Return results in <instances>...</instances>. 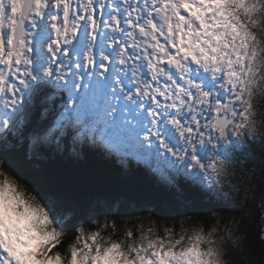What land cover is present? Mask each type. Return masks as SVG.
Listing matches in <instances>:
<instances>
[{"label": "snow or ice", "instance_id": "6c2138e0", "mask_svg": "<svg viewBox=\"0 0 264 264\" xmlns=\"http://www.w3.org/2000/svg\"><path fill=\"white\" fill-rule=\"evenodd\" d=\"M257 97L264 0H0L5 157L21 140L34 156L69 160L130 147L185 202L223 203L235 196L227 162L246 156L259 132ZM6 164L0 264H227L232 231L215 227L160 235L141 225L116 240L102 235L105 219L93 231L77 227L66 253L54 251L64 218L44 187L28 193Z\"/></svg>", "mask_w": 264, "mask_h": 264}, {"label": "trees", "instance_id": "16d2710c", "mask_svg": "<svg viewBox=\"0 0 264 264\" xmlns=\"http://www.w3.org/2000/svg\"><path fill=\"white\" fill-rule=\"evenodd\" d=\"M249 143L251 145L250 150L255 157L256 169L258 170L257 180H255L256 175H254L253 180L255 181L251 180L252 184L250 185L253 188L254 183L256 188V191L254 190L255 197L252 200L244 201L243 215L239 224L240 239L234 247L231 244L227 245L228 249L225 255L227 264H263L264 262V251L259 237V228L261 226L264 227V222L258 212L259 206L264 203V200H262V194H264V149L252 140H249ZM8 151V156L0 155V160L6 159L8 161L11 167H8L7 164L5 167L11 171L13 176L26 178V180L20 179L19 181L23 183L24 189L28 193L33 192V184L44 187L50 194L53 193L41 182L39 173L50 160H58L73 164H86L108 176L115 175L120 178L133 179L152 189L172 194L175 199L181 202L176 208L171 206L158 208L151 204L136 205L141 210L139 212L132 211L131 203L127 201L122 203L117 211H113V208L110 207V214L107 218L102 216L99 218L103 222L107 219L110 225L102 231L103 235H112V238L116 240L122 239L126 230H132L134 235L138 236L141 230L140 226L145 222L147 223V221L158 226L160 234H164L163 228H174L175 233L179 235L182 232L180 227L181 220L185 218L196 220L205 230H208L213 228L217 215H221L225 219L235 215L234 210L227 202L216 201L209 203L206 198L200 202L207 203L209 207L195 209L190 201L185 202L178 196L173 186L161 178L159 171L155 169L156 165L154 162L150 164L145 160L141 161L139 155L121 154L120 152L109 151L101 147L96 155L87 158L81 157L76 160H69L48 152H42L34 156L23 140L19 141L14 148L10 147ZM26 181H30V183ZM56 197L55 212L64 218L66 227L62 243L54 251L59 250L62 253H66L68 245L74 241L77 235V227L83 226L86 231H91L100 228L102 224L91 220L94 199L79 197L75 201L69 202L58 195ZM240 199L242 201L243 193L240 194ZM106 200L111 204H115L118 201L112 198H107ZM147 208H152V210ZM210 208H213L214 212H210ZM140 212H142V215L138 214ZM85 221L87 223H84ZM113 221H115V231L111 227Z\"/></svg>", "mask_w": 264, "mask_h": 264}, {"label": "water", "instance_id": "95a60500", "mask_svg": "<svg viewBox=\"0 0 264 264\" xmlns=\"http://www.w3.org/2000/svg\"><path fill=\"white\" fill-rule=\"evenodd\" d=\"M41 182L56 195L66 201H75L79 197L95 199L98 197L125 199L136 204H151L158 208L178 207L181 202L172 194L155 190L129 178L108 176L86 164H73L64 161L50 160L39 173ZM195 209H205L209 205L199 202ZM261 216V211H258ZM260 227V223H259ZM259 237L264 251V242ZM264 264V262H263Z\"/></svg>", "mask_w": 264, "mask_h": 264}, {"label": "rangeland", "instance_id": "374dc122", "mask_svg": "<svg viewBox=\"0 0 264 264\" xmlns=\"http://www.w3.org/2000/svg\"><path fill=\"white\" fill-rule=\"evenodd\" d=\"M255 111H256V115H255L254 119L257 122V127L259 129V132H258L254 142H256L262 149H264V144L261 143V140H264V97H257V99L255 101ZM249 140H252L251 137L249 138ZM131 152H133V149H131L130 147L123 148L120 151L121 154H124V153L127 154V153H131ZM140 160L143 161L144 159L141 158ZM153 162L156 165L155 169L158 170L156 162L155 161H153ZM255 164H256L255 157L252 154L250 148H249L246 156H237L234 160L227 162L229 173L225 175L224 182H225L226 187H230V188L234 189L235 196L229 198L225 202H227L232 207V210H234L235 215L231 216L228 219L227 218L225 219L221 215H217L215 218L214 226H213V227L220 230L221 235H223V231L225 229H230L232 231L231 237H227L226 242L223 245V247L225 249V255L227 254V249H228L227 245L228 244H231V246L234 247L239 242V239H240L239 224L241 221V216L243 215V209L242 208L244 207L243 206L244 201L252 200V198L255 197L254 190L256 191V188L254 187V183H253V188H251V186H250L252 184L251 180L254 179V175H256L255 180H257L258 170L256 169ZM3 170L9 176H13L11 171L9 169H7L6 167H4ZM158 171L161 175V178L165 179L164 176L162 175V172L160 170H158ZM255 180H253V181H255ZM19 184H20V187L22 189H24L23 183L19 181ZM241 193H243L242 201H240L241 200L240 199ZM50 195L54 201V210H55V206L57 204V197H56L55 193H51ZM106 199L107 198H103V197L95 198L94 199L95 201H94L93 206H92L93 213L91 215V220L97 221V222L101 223L102 225L104 224V222L99 217L102 216L104 218H107V216L110 214V210H111L110 207L113 208V211H117L119 209V206H121L122 203H124L126 201L125 199H118V201L115 204H111ZM130 203H131L132 211H137V212L141 211L140 208H138L136 206V205H140V204H136V203H132V202H130ZM147 209L152 210V208H147ZM258 211H262L261 219L264 222V220H263L264 219V203H263V205L261 204L259 206ZM100 212L102 213V215H100L101 214ZM138 214L142 215V212H140ZM145 216H146V214H145ZM146 218H147V216H146ZM142 226H143V229H147L149 227H154L157 231L159 230L158 226H156L155 224L148 222V221H147V223L146 222L143 223ZM180 227H181L182 231L187 230L188 234H191V232L194 229L203 228V226L201 224H199L196 220L191 219V218H188V219L185 218V219L181 220ZM263 228L264 227L261 226V229H263ZM164 229L165 228H163V230ZM91 231H93V230H91ZM179 234H181V232ZM102 235H103V233H102ZM160 235H163V234H160ZM225 255H224V259H225Z\"/></svg>", "mask_w": 264, "mask_h": 264}]
</instances>
